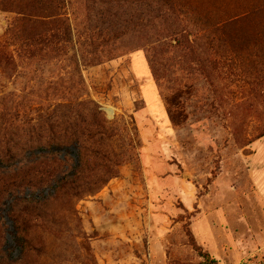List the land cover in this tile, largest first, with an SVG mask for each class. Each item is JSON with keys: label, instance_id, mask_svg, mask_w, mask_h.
<instances>
[{"label": "rangeland", "instance_id": "374dc122", "mask_svg": "<svg viewBox=\"0 0 264 264\" xmlns=\"http://www.w3.org/2000/svg\"><path fill=\"white\" fill-rule=\"evenodd\" d=\"M168 1H0V264H264V0Z\"/></svg>", "mask_w": 264, "mask_h": 264}, {"label": "trees", "instance_id": "16d2710c", "mask_svg": "<svg viewBox=\"0 0 264 264\" xmlns=\"http://www.w3.org/2000/svg\"><path fill=\"white\" fill-rule=\"evenodd\" d=\"M1 1V3H3V5H5V6H7V7H4V8H2V9H5V11H7V9H9L8 7H12L14 4H13V0H0ZM31 1H38V2H48V3H53L55 0H31ZM94 1H97V2H99V3H101V4H108V3H110L112 0H94ZM156 1V4L155 5H157V3L159 2V3H163L164 1L165 2H169L168 0H155ZM147 7H150V6H148L147 5ZM246 15H249V12H248V10H245L244 12H243V16H246ZM220 26V28H222V24H219L218 25V27ZM217 27V28H218ZM219 29V28H218ZM248 40V39H247ZM246 40V41H247ZM57 125H60L59 123H52V124H49L48 126V128H49V133H50V139H48V140H52V139H56V138H59V137H56V135H55V133L53 132V129H54V127L55 126H57ZM262 137H264V135H262L259 139H261ZM56 141H57V139H56ZM44 162H41L40 164H43ZM66 178H67V176L66 175H63L62 176V178H60L58 181H56V184L57 183H60L61 184V188H63V187H65L66 185H67V180H66ZM32 185L34 188H36L37 190H41V189H43V187H45V185L46 184H50L49 183V181L48 180H46V179H39L37 182H30L29 183V185ZM44 199H46L45 197H40V198H37L36 199V202L37 203H41L42 202V200H44ZM29 201H34L35 200V198H31V200L30 199H28ZM25 201H27V200H25ZM12 211V210H11ZM22 213H25V215H28V214H34V216L36 217V218H39L40 216H41V214L39 213V212H36L35 211V207H27V208H22V211H21ZM15 232H16V235H17V240H16V242H17V244L22 248V249H25V245H24V243H25V239H24V237H22L21 236V229L19 230V228L18 227H15ZM22 231H24V230H22ZM188 237H189V242H190V244H191V246L196 250V251H198L199 253H200V257H202L203 258V261H204V263L203 264H217V261L216 260H214V259H212V258H210L209 257V255L208 254H206V253H202L201 252V249L196 245V243H195V241H194V238H193V236L189 233L188 234Z\"/></svg>", "mask_w": 264, "mask_h": 264}, {"label": "crops", "instance_id": "0c3cea01", "mask_svg": "<svg viewBox=\"0 0 264 264\" xmlns=\"http://www.w3.org/2000/svg\"><path fill=\"white\" fill-rule=\"evenodd\" d=\"M250 179L258 198L264 203V137L256 143L250 159Z\"/></svg>", "mask_w": 264, "mask_h": 264}]
</instances>
